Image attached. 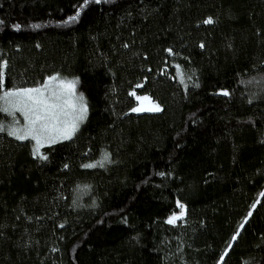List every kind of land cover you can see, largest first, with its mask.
Returning a JSON list of instances; mask_svg holds the SVG:
<instances>
[{
    "label": "trees",
    "instance_id": "trees-1",
    "mask_svg": "<svg viewBox=\"0 0 264 264\" xmlns=\"http://www.w3.org/2000/svg\"><path fill=\"white\" fill-rule=\"evenodd\" d=\"M0 74L87 107L36 157L0 111V264H264V0H0Z\"/></svg>",
    "mask_w": 264,
    "mask_h": 264
},
{
    "label": "snow or ice",
    "instance_id": "snow-or-ice-1",
    "mask_svg": "<svg viewBox=\"0 0 264 264\" xmlns=\"http://www.w3.org/2000/svg\"><path fill=\"white\" fill-rule=\"evenodd\" d=\"M95 2L100 3V0H95ZM78 15L79 12L77 13ZM77 16H73L71 19L75 20ZM205 23L211 24L212 20L208 19ZM54 81H58L57 76L50 77L42 87L4 91L0 95V102H2L0 103V111L9 113L20 112L26 121L24 128H13L9 132V135L14 136L18 140H35L37 145L35 153H39V147L44 142L55 143L60 139H71L79 123L85 119L87 113V107L83 103L82 96L78 98L79 104L65 98V94L68 96L74 94L75 82L59 80L56 86L53 87ZM2 88L3 81L0 79V89ZM130 95L135 96L136 94L133 92ZM223 95H228V93L224 92ZM137 99L148 100L149 98L137 97ZM159 110V106L157 105H153L151 108H145L141 105L132 109L134 112ZM2 130L0 128V131ZM41 158L46 159V157ZM105 159H108L107 155ZM84 166L93 168L97 165L87 164ZM177 206L181 209L180 215L171 216L167 223L172 224L183 217L184 205L178 203ZM250 215L251 212H249ZM235 239L236 236L233 237V240ZM225 255H227V252H225Z\"/></svg>",
    "mask_w": 264,
    "mask_h": 264
},
{
    "label": "rangeland",
    "instance_id": "rangeland-1",
    "mask_svg": "<svg viewBox=\"0 0 264 264\" xmlns=\"http://www.w3.org/2000/svg\"><path fill=\"white\" fill-rule=\"evenodd\" d=\"M58 77V76H57ZM49 80V78L47 79V81ZM59 77H58V81H54L53 82V87H55L56 86V84L59 82ZM46 81V82H47ZM137 97H147V96H136V101H137V106L136 107H139V106H143V107H145V108H151L153 105H157V104H155V103H153L150 99H148V100H138L137 99ZM65 98L66 99H69V100H71V101H73V102H75V103H77V104H79L80 103V101H79V97L76 95V93L74 92V94L73 95H71V96H68L67 94H65ZM0 103H2V102H0ZM84 103V102H83ZM85 104V103H84ZM158 106V105H157ZM135 107V108H136ZM159 109L161 110V108L159 107ZM159 110V111H160ZM159 111H140V112H134V113H157V112H159ZM1 112H3V111H1ZM4 114H6L7 115V117H8V121L6 122V126H5V128H6V132H7V134L9 135V132L13 129V128H17V129H19V128H24L25 127V124H26V121H25V118H24V116L20 113V112H14V113H9V112H3ZM85 118H86V116H85ZM85 120V119H84ZM84 120L82 121V122H80L79 123V125H78V128L81 126V124L84 122ZM77 128V129H78ZM77 131V130H76ZM75 131V132H76ZM75 134V133H74ZM74 134L72 135V137L74 136ZM11 138H13V139H15L16 141H25V140H18V139H16L14 136H12V135H9ZM71 137V138H72ZM27 140H29V141H31L32 142V154H33V156H40V153H41V149L43 148V147H46V146H50V145H54V144H56V143H59V142H63V141H68V140H70V139H60V140H58L57 142H55V143H49V142H44L43 144H42V146H40L39 147V153H35V149H36V147H37V145H36V142H35V140H32V139H27ZM178 204H175L174 205V207H175V209H176V212H174V213H171V214H167L166 216H165V220H166V222L169 220V218L171 217V216H173V215H177V216H179L180 215V213H181V209L177 206ZM183 212H184V214H183V217L181 218V219H178V220H176L174 223H172V224H176L177 222H179V221H181V220H183V218L185 217V209H183Z\"/></svg>",
    "mask_w": 264,
    "mask_h": 264
}]
</instances>
